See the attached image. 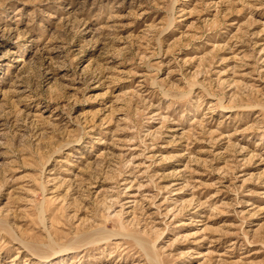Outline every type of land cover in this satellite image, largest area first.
<instances>
[{
    "label": "rangeland",
    "instance_id": "obj_1",
    "mask_svg": "<svg viewBox=\"0 0 264 264\" xmlns=\"http://www.w3.org/2000/svg\"><path fill=\"white\" fill-rule=\"evenodd\" d=\"M0 264H264V0H0Z\"/></svg>",
    "mask_w": 264,
    "mask_h": 264
}]
</instances>
